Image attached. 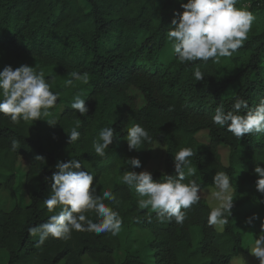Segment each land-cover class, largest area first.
Masks as SVG:
<instances>
[{"label": "trees", "instance_id": "obj_1", "mask_svg": "<svg viewBox=\"0 0 264 264\" xmlns=\"http://www.w3.org/2000/svg\"><path fill=\"white\" fill-rule=\"evenodd\" d=\"M250 1L248 11L255 19L243 45L229 57L237 73L219 80L216 63H181L167 39L175 14L183 12L182 0H86L88 10L81 0H0V70L7 65L38 66L52 91L60 94L50 111L64 104L55 126L43 119L14 124L0 114V190L14 192L20 156L31 159L26 178L27 186L33 185L26 206L15 203L0 209V249L8 252L7 264H84L87 256L94 264H232L244 242L234 226L237 208L247 198L264 210V193L257 191L254 172L257 164L264 166V133L237 138L226 126L215 125L212 117L219 106L233 110L237 96L250 108L264 98V0H238L236 7ZM196 67L204 74L201 81L194 78ZM73 71L86 73L88 82L74 80ZM69 79L71 86L66 85ZM232 85L233 91L228 90ZM76 95L86 99L87 115L71 108ZM77 122L81 137L69 144L66 131ZM135 124L148 130L152 142L129 151L127 132ZM105 126L114 128V140L100 157L93 142ZM203 131L208 132L206 143L198 137ZM13 139L20 144L15 152ZM155 143L166 148L164 170L152 173L156 180L175 176L174 154L186 147L195 153L189 159L205 185L215 186L217 171L229 175L234 207L223 231L208 225L211 208L202 197L182 209L183 224L161 223L151 209H139L135 190L120 178L125 170H145ZM221 147L229 149L228 164ZM37 155L44 159L36 160ZM71 155L95 174L97 194L113 192L118 204L105 203L119 213L121 230L116 236L73 231L69 240L50 236L37 247L39 237L30 236L29 227L54 214L43 204L51 191L45 178L56 171L58 161ZM132 157L141 160L140 168L128 165ZM86 215L98 222L94 212ZM123 246L126 254L118 262L115 255Z\"/></svg>", "mask_w": 264, "mask_h": 264}, {"label": "clouds", "instance_id": "obj_2", "mask_svg": "<svg viewBox=\"0 0 264 264\" xmlns=\"http://www.w3.org/2000/svg\"><path fill=\"white\" fill-rule=\"evenodd\" d=\"M238 0H187L181 2L183 12H177L167 32V39L171 42L174 53L181 63L203 61L219 63L222 57H230L247 39V34L255 17L244 9L237 8ZM38 67V66H36ZM21 64L13 68L7 65L0 70V114L10 118L14 124L21 120L24 122L46 120L49 126H55L57 120L52 117L53 109L60 94L51 89L46 82L43 70ZM196 81L203 80L204 74L199 67L195 68ZM70 76L76 81L87 83L88 75L73 71ZM73 79L66 81L67 86L73 84ZM86 99L76 95L71 103V108L81 115H87L89 108ZM233 110L225 111L223 106L215 109L212 122L220 127H227V131L237 138L247 134L264 133V98L254 107H249L246 99L236 97ZM243 110L244 114H241ZM77 126L68 133V143L75 144L81 137ZM114 128L105 126L99 132V140L93 142L95 153L105 157V149L113 143ZM128 149L140 150L145 142L151 143L152 137L140 124L130 127L127 132ZM102 141V142H101ZM20 148L18 140L13 139L11 150ZM195 153L192 148H181L174 154L175 176L164 175L161 180L153 178L148 170L140 172L125 170L121 183L134 189L139 199L138 207L141 210L151 209L155 212L159 222L175 221L183 224L186 219L182 209H188L201 199L202 185L197 183V169L192 166L189 159ZM36 160L44 159L37 155ZM132 168H140L142 162L138 157L127 160ZM56 171L46 180L51 182V191L44 199L43 204L48 212L54 213L46 222L30 226V236H38L36 246L39 247L51 236L55 239L69 240L73 231H87L95 234L110 232L113 236L119 234L122 219L119 213L105 203L118 204L110 190H104L102 195L97 194L94 185L95 174L88 171L79 159L71 155V159L60 160L55 165ZM254 172L258 175L257 191L264 193V166H257ZM187 179V182H185ZM215 189L211 190L210 212L208 225L216 226L223 231L228 224V215H232L234 199L230 177L223 171H217L213 177ZM214 202V204H213ZM59 209V211H57ZM94 212L98 222H93L86 213ZM258 214H253L246 221L252 224L260 220ZM260 234L249 249L256 257L259 264H264V220H261Z\"/></svg>", "mask_w": 264, "mask_h": 264}, {"label": "rangeland", "instance_id": "obj_3", "mask_svg": "<svg viewBox=\"0 0 264 264\" xmlns=\"http://www.w3.org/2000/svg\"><path fill=\"white\" fill-rule=\"evenodd\" d=\"M81 4L86 10L89 9V5L87 4L86 0H81ZM252 4H253L252 1L245 2L242 5V8L249 10ZM263 65H264V61H263ZM236 73H237V69L234 67L229 57H222L220 59V62L216 63V78L217 79L225 80ZM228 90L233 91V85ZM63 109H64V104L59 105L52 112L53 115L50 118H54L58 121ZM198 137L202 142L204 143L208 142V132L207 131H203L199 133ZM165 154H166L165 146L163 144L155 143L152 148L153 159L145 170H148L151 173L155 171H163ZM220 154H221L223 162L225 164H228L229 149L225 147H221ZM30 164H31V159L29 157L20 156L19 161L17 163V167H16L17 176H16V182L14 185V192L11 193L5 190H0V209L8 210L15 203H18L21 206H26L29 203L30 201L29 188L33 187V185L30 187L27 186L26 174L28 172ZM193 178H198V177H192V179ZM197 183L202 185V191L200 193L201 197L204 198L207 201V203L210 205V200H211L210 192L211 190L215 189V186L211 187V186L205 185L201 181L200 178L197 179ZM232 192H233V189H232ZM253 214H258L261 219L254 220L252 224H247L246 223L247 219L253 216ZM261 220H264V210L260 209V207L256 203L252 202L251 200H248L247 198H243L241 205L237 208V216H236V219L234 220V226L236 230L238 232H241L244 236L243 251L233 260L232 264H259L258 259L250 253L249 249L254 244L255 238H258L260 234ZM136 235H137V232L133 230L131 232V237L134 238ZM138 235L141 239L145 237V235L142 233H139ZM122 238L125 239L124 234H122ZM133 244L134 243L132 242L128 243V245H133ZM125 254H126L125 246H123L116 253L115 260L118 262L122 261L125 257ZM7 262H8V252L5 249H0V264H7ZM84 264H94V262L92 261L91 258L87 256L84 258Z\"/></svg>", "mask_w": 264, "mask_h": 264}]
</instances>
